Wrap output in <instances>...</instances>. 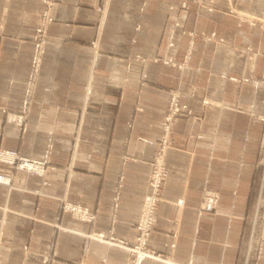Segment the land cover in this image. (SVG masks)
I'll list each match as a JSON object with an SVG mask.
<instances>
[{
    "label": "crops",
    "instance_id": "crops-1",
    "mask_svg": "<svg viewBox=\"0 0 264 264\" xmlns=\"http://www.w3.org/2000/svg\"><path fill=\"white\" fill-rule=\"evenodd\" d=\"M52 1L21 130L4 114L22 107L42 1L0 0V147L40 158L51 138L57 168L47 174L49 185L20 171L12 187L0 184V264H125L124 248L83 234L94 229L132 240L155 149L144 139L160 136L174 87L201 122L182 115L174 121L149 247L179 264H264V26L229 10L264 15V0H214L211 11L187 0L184 12L169 8L182 0H110L102 27L100 0ZM183 29L214 32L223 41L196 35L183 71L150 60L157 54L183 61L189 43ZM202 98L221 105H203ZM205 185L218 192V212L198 215ZM59 196L87 206L93 221L59 212ZM180 198L183 205L174 204Z\"/></svg>",
    "mask_w": 264,
    "mask_h": 264
},
{
    "label": "built area",
    "instance_id": "built-area-1",
    "mask_svg": "<svg viewBox=\"0 0 264 264\" xmlns=\"http://www.w3.org/2000/svg\"><path fill=\"white\" fill-rule=\"evenodd\" d=\"M42 5L36 12V24L34 26V33L31 39L33 52L30 61L29 75L26 83L25 96L23 99L22 107L17 113L5 112L4 118L7 123L14 125L16 128L23 130L26 126V117L29 102L32 100V89L35 83V79L38 73L41 57L43 55L45 45L48 42L47 28L53 21L52 6L54 2L52 0H41ZM198 6H202V0H194ZM213 0H209V3ZM110 0H100V3L95 7L99 13V24L102 27L107 17V10L109 7ZM170 9H178L180 11H187L189 9L187 0H182L179 6H169ZM207 10H213L211 5L206 7ZM229 10L233 12L240 21H248L251 25L264 26V15H255L248 13L232 6ZM184 15V14H182ZM178 25V22L170 27V35L168 39V47L170 49L175 48V41L172 38L174 33V27ZM3 27V19H0V31ZM99 27V29L101 28ZM181 33L189 36L188 47L185 51L183 61H176L172 55H154L150 58L152 61H162L165 64H170L180 71H183L188 67V61L191 55L193 46V38L199 35L204 40L213 39L215 41H223L222 37H217L214 32L205 33L203 31H186L181 30ZM94 54L98 51V39L92 42ZM136 58L141 61H145V58L136 55ZM196 71L200 67H195ZM225 76V75H221ZM256 85L258 81H254ZM196 87L191 85L188 89L187 94L192 96L195 94ZM182 92L179 88H169L167 91V103L164 111V115L161 122V134L156 139H144L145 142L155 146L152 159L149 163V174L147 179V189L145 191L140 213L134 226V236L132 240L122 239L116 237L112 232L105 233L98 230H91L83 235L90 239H96L104 242L107 245L118 246L124 248L127 252L125 264H141L146 258H152L155 260L163 261L169 264H179L172 260L168 255L156 252L154 249L149 247L148 240L151 230L157 223V207L160 201L163 200L162 190L164 186V180L166 176V165L165 156L168 148L173 146V133H174V121L179 116H184L193 121L201 122V116L190 108L186 103L181 101ZM203 105L219 104L211 101L208 98H202ZM252 106V105H251ZM250 112V109H242ZM52 142L51 138L47 143L46 148L40 158H32L21 155L16 149H8L0 147V184L7 185L8 187L13 186L14 172L20 171L26 174L36 175L40 178L41 186L49 185L50 180L47 176L48 173H54L57 168L50 162ZM70 171V167L63 169V172ZM70 174V172L68 173ZM37 193H41V189L35 190ZM116 199V197H115ZM218 192L208 186L203 187L201 200L197 207V214L200 215L202 211H214L218 212ZM174 204L182 206L183 199H177ZM57 206L59 212L69 213L74 219L86 222H92L94 219V213L87 206L80 203L71 202L66 199L65 196L57 197ZM44 261L48 259V255L43 256Z\"/></svg>",
    "mask_w": 264,
    "mask_h": 264
},
{
    "label": "rangeland",
    "instance_id": "rangeland-1",
    "mask_svg": "<svg viewBox=\"0 0 264 264\" xmlns=\"http://www.w3.org/2000/svg\"><path fill=\"white\" fill-rule=\"evenodd\" d=\"M213 4H214V0H213V2H208L207 4H204L203 3V1H202V3H201V5L203 6V7H207V6H209V5H211L212 7H213ZM214 8V7H213ZM199 36V35H198Z\"/></svg>",
    "mask_w": 264,
    "mask_h": 264
}]
</instances>
